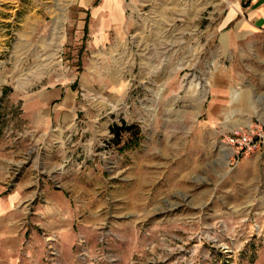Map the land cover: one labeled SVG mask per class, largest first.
Masks as SVG:
<instances>
[{"label": "rangeland", "instance_id": "obj_1", "mask_svg": "<svg viewBox=\"0 0 264 264\" xmlns=\"http://www.w3.org/2000/svg\"><path fill=\"white\" fill-rule=\"evenodd\" d=\"M243 4L0 0V197H20L0 264H264V142L225 143L264 133V31ZM51 89L69 104L24 117Z\"/></svg>", "mask_w": 264, "mask_h": 264}, {"label": "crops", "instance_id": "obj_2", "mask_svg": "<svg viewBox=\"0 0 264 264\" xmlns=\"http://www.w3.org/2000/svg\"><path fill=\"white\" fill-rule=\"evenodd\" d=\"M244 7H242V11L244 13L243 19L244 22L247 24H240L244 27H252L254 29H259L264 31V0H244ZM59 90L51 89L44 91L43 94L35 95L34 97H30L22 103L21 108L23 109L24 117H28L30 114L31 120L39 121L41 120L42 116H44L45 110H52V103L54 101H58L59 98L62 100V105H68V98H64L58 96ZM58 96V97H57ZM57 108V117L61 113L60 110ZM59 111V112H58ZM16 153H23L21 149L16 150ZM14 154V153H13ZM17 189L19 187L28 186V180H17ZM47 199L48 203L51 204V211L54 212H69L70 202L69 200L60 193L59 190L48 189L47 188ZM20 198V197H19ZM17 190L14 193H10L8 197H0V211L7 208H12V205L17 204L18 201ZM69 230H62V233H70Z\"/></svg>", "mask_w": 264, "mask_h": 264}, {"label": "built area", "instance_id": "obj_3", "mask_svg": "<svg viewBox=\"0 0 264 264\" xmlns=\"http://www.w3.org/2000/svg\"><path fill=\"white\" fill-rule=\"evenodd\" d=\"M264 142V133L259 129L250 131H238L226 136L225 143L233 147L232 157L238 158L253 151Z\"/></svg>", "mask_w": 264, "mask_h": 264}, {"label": "trees", "instance_id": "obj_4", "mask_svg": "<svg viewBox=\"0 0 264 264\" xmlns=\"http://www.w3.org/2000/svg\"><path fill=\"white\" fill-rule=\"evenodd\" d=\"M120 127H121V126L112 125V126L110 127V132H111L113 135H115V136H119V132H120V130H121ZM132 128H133L132 125H124V126H123V129L126 130V131H131Z\"/></svg>", "mask_w": 264, "mask_h": 264}]
</instances>
